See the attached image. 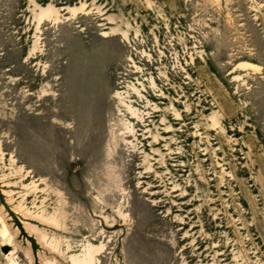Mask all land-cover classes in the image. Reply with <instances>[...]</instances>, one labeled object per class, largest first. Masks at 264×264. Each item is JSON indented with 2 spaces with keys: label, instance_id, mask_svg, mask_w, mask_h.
<instances>
[{
  "label": "rangeland",
  "instance_id": "1",
  "mask_svg": "<svg viewBox=\"0 0 264 264\" xmlns=\"http://www.w3.org/2000/svg\"><path fill=\"white\" fill-rule=\"evenodd\" d=\"M0 264H264V0H0Z\"/></svg>",
  "mask_w": 264,
  "mask_h": 264
},
{
  "label": "bare ground",
  "instance_id": "2",
  "mask_svg": "<svg viewBox=\"0 0 264 264\" xmlns=\"http://www.w3.org/2000/svg\"><path fill=\"white\" fill-rule=\"evenodd\" d=\"M238 67L241 68V69H246V68L253 69L254 68V66H251V65H248V64H240V65H238Z\"/></svg>",
  "mask_w": 264,
  "mask_h": 264
}]
</instances>
